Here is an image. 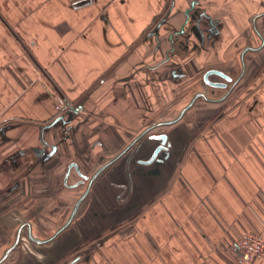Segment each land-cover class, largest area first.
I'll list each match as a JSON object with an SVG mask.
<instances>
[{
  "label": "crops",
  "instance_id": "0c3cea01",
  "mask_svg": "<svg viewBox=\"0 0 264 264\" xmlns=\"http://www.w3.org/2000/svg\"><path fill=\"white\" fill-rule=\"evenodd\" d=\"M191 1L174 0L172 12ZM71 2L0 0V244L14 239L21 222L35 223L43 213L41 202L54 189L56 172L46 169L53 158L35 161L17 154L38 146L41 128L50 147L72 140L73 149L86 144L83 155L90 159L92 175L144 128L177 118L194 94L188 78L177 83L164 75L166 45L154 56L156 41L148 38L171 0H89L79 7ZM199 3L222 23L223 37L212 56L192 49L178 53L180 67L192 79L224 61L234 64L239 45L228 55L226 45L239 32L257 46L248 18L264 14V0ZM258 29L264 37V17ZM244 85L241 101L233 100L215 119L206 118L220 105L200 101L177 123L191 140L170 177L162 168L161 177L145 185L136 175L133 193L126 197L130 166L124 161L125 168L115 171L121 170L118 185L126 186L124 194L118 201L109 195L103 199L99 185L93 188L85 234L51 246L24 242L7 263L19 258L18 264H233L236 242L244 234L264 235V48L249 52ZM62 99L80 108L70 123L80 132L71 135L63 125H48ZM77 159L82 157L70 158ZM163 178L164 184L158 183ZM10 212L18 217H5ZM69 254L75 256L64 263ZM253 264H264V254Z\"/></svg>",
  "mask_w": 264,
  "mask_h": 264
},
{
  "label": "flooded vegetation",
  "instance_id": "af4514ba",
  "mask_svg": "<svg viewBox=\"0 0 264 264\" xmlns=\"http://www.w3.org/2000/svg\"><path fill=\"white\" fill-rule=\"evenodd\" d=\"M191 2H196L194 4L195 5L194 11L190 12V14L199 21L197 23V28L195 27L192 28L191 30L185 29L184 32L185 38L182 39V36H179V39L181 41L178 42H180V45L179 47H176L175 45V49L173 52L169 51L168 42L165 44L166 48L164 49L163 52L164 58L161 63L166 65V69L168 71H166L164 75H166L167 78L169 77L170 81H175L177 83H182V81L185 78H188L187 79L188 89L189 88L191 89L196 85L200 86L201 89L198 87L199 89H197L194 92L189 102L196 94L199 93L205 94L210 99H214V100L222 99L218 103H211V102H206L203 98L200 97L195 101L192 108L198 102L203 100V102L206 104H217L223 106L222 108L223 111V109H226L227 106L231 104L233 100H235V98L241 97L240 96L241 92H243V90H245L246 88L245 85L243 86V80L247 70V56L250 52L247 48L259 47L260 45H262V40L260 38L261 37L264 38V37L261 31L258 29V22L262 17H264V14L262 12H256L251 16L250 19L248 18V25L250 24V27L252 28V33L259 40L257 46H250L247 43L246 33L239 32L237 38L236 37L232 38V40H230L229 43L226 45V52H225L227 55L231 54L234 44L236 43L239 45L238 47L235 48L236 51L235 63L233 64L231 61H224V65L222 64L217 67L215 66V67L205 68L203 69L200 77L192 79L193 77L192 74H190L189 70L187 68L183 69L184 67L181 68L182 66L178 63L177 60L178 53L184 52L188 49L190 50L192 49L196 52H200V53L202 52L205 55L212 56L211 52L213 51V49L216 47L217 44L222 42L223 25L219 20L214 18L213 15H211L201 7L199 0H192ZM166 14L167 11L163 14L162 17H164ZM171 19L172 18H168L167 23L164 24V29L170 26ZM183 21H184V16L182 15L180 24H177L176 26L177 30L179 29V26H181ZM166 34H168V32ZM164 42L165 41L163 39H159V43L157 41L155 42V47L153 48L154 56L157 55L159 49H161L162 43L164 44ZM263 48H264V44L262 47H260L259 51L263 50ZM226 54L223 55L227 56ZM172 63H174L175 65L173 66ZM235 67L236 70H238L237 72L234 71ZM175 70L176 71L179 70L184 75L180 77L172 75L171 72ZM209 71H217L220 72L221 74L211 73L208 75L207 77L208 81H207L204 79V75ZM189 77H190V82H189ZM208 82L222 83L225 84V87L214 88L210 86ZM212 90L214 92H218L216 94L219 95L209 94L208 91L210 92ZM238 101H241V99H238ZM79 111L80 108L73 107L71 106L70 103L66 102L64 107H62L59 111L55 112V116L53 117L52 120L48 122L49 123L48 125H56V124L63 125V128L66 127L64 131L68 133L71 132V135L73 132L76 131L80 132L78 126H70L73 115L78 113ZM217 116L218 114L216 115V117ZM153 126H155V124H152L148 128H144L140 132V134ZM160 127H166V126H160ZM155 129L157 128H154L153 130H150L146 133V136L143 139V141L146 140L145 143L139 142L127 150L129 145L132 143L131 141L123 150H121V152L116 154L111 159L114 160L112 164H110L107 168H105L102 171V173L99 175L100 178L98 179V183L96 185L91 186L89 191H87L88 182L90 178L94 176V174H96L106 163L104 165H101L99 169L95 171L92 175H89L88 169H90L89 167L91 166L90 159H88L87 155H83L84 149L86 148V144L81 142L78 148L77 146H75L73 149L70 148V146L72 147L73 145V140L69 144L67 143L68 145L64 144V142L63 143L61 142L59 144H62L61 147L62 151H59V144H54L50 147L43 140L42 128H41V135L37 140L38 146L25 148L23 150H20L17 154L25 155L26 153V155H29L30 157L35 156L36 157L35 161H37L38 159L47 161L48 159L53 158L52 165L49 168L47 167L46 169L48 171L56 172L54 176V184H55L54 189L51 192V196L45 198L41 202L43 213L37 214L35 223L32 224L31 222L28 221L21 222L20 225H16L15 227L16 229L14 230L15 232L14 239L9 243L5 242L3 244H0V250L2 251L1 257L13 245L17 237H19V242L17 246L13 248L10 254H12L14 251L19 250L24 242H28L30 244L36 245L37 247L51 246L67 236L70 235L78 236L79 234L81 235L85 234L84 232L85 229L84 222L86 218L85 213L87 212L88 206L92 200L91 194L93 192V188L99 185L98 187L100 189L102 198L106 197V195H109L112 196L117 201L120 200L121 196L124 194V191L126 190L125 185H124L125 186L124 190L120 188L121 191L120 190L119 192L114 191L116 184H118V179L121 171L120 169L125 168L123 163L124 161H126V165L130 166V168L126 166V168L128 167L127 169L129 170V175L126 176L125 179L127 187L129 188L128 189L129 194H127L126 197L128 195L131 196V194L133 193L132 188L134 185L133 184L134 183L133 180L135 179L134 177L138 175L140 170L142 169L144 170V168L146 169L145 165L138 164L137 161L142 160V158L147 159L149 157V154L148 155L145 154L144 151H146V149L151 147L153 141L149 140L147 137L152 135L150 133H152ZM63 140L64 141L67 140L66 136H63ZM46 148H48L49 150L46 151ZM142 149L143 151L139 155L138 152ZM75 155L76 157L79 158L82 157V159L70 160V158ZM66 159H68V161L65 163V165H62V162ZM111 160L109 162H111ZM131 167L134 168L131 169ZM117 168L120 169L118 170L117 173H115ZM142 179L145 181V185L147 183L150 184V181L152 180L151 177L148 178L146 177ZM164 182H165V178L158 180V183L164 184ZM76 190H79L76 197H71V195ZM103 199H101V201H103ZM150 200L151 198H149L146 201V203ZM5 217H12L16 219L18 216L16 215L15 212H10V213H6ZM80 223L81 225H78ZM7 229H9V227ZM7 229L6 231L8 232ZM35 233H39V237L35 236ZM48 239H51V241L44 244H36L35 242V240L44 241ZM79 247L80 246H78L77 248ZM74 250L75 248H72L71 251ZM19 261L20 260L18 259L17 264L19 263Z\"/></svg>",
  "mask_w": 264,
  "mask_h": 264
},
{
  "label": "water",
  "instance_id": "95a60500",
  "mask_svg": "<svg viewBox=\"0 0 264 264\" xmlns=\"http://www.w3.org/2000/svg\"><path fill=\"white\" fill-rule=\"evenodd\" d=\"M195 3L196 2H191L188 4V6L185 9L183 10L176 9L175 11L172 12L173 7H174V0H171V4H170L169 9L167 10V14L164 17H162L161 20L156 24L154 30L150 32V34L148 35L149 36L148 38H155V40L158 43H159V39H163L165 41L164 44L168 42L169 51L173 52L175 49V45L176 47H179L180 45V42H178V41H181L179 39V36H182V39L185 38V35H184L185 29L191 30L192 28H195V27L197 28V23L199 21L194 16H191L190 14V12L194 11ZM182 15L184 16V21L182 22L181 26H179V29L177 30L175 22L176 20L178 21L181 18L180 16ZM168 18H172L171 21L174 20L173 21L174 23L170 24L168 28L164 29V24L167 23ZM167 32L168 34H166ZM163 33L167 35L165 36V38L162 37ZM260 39L262 40V45H260L259 47H249L247 49L252 52L259 51L260 47H262L264 44V39L262 37ZM172 65L174 66L175 64L172 63ZM171 73L172 75H175L178 77L184 75L179 70L172 71ZM211 73L221 74L220 72H217V71H209L204 75V79L207 80L208 75ZM208 83L210 86L214 88H224L225 87V84H222V83H210V82ZM200 97L203 98L206 102H211V103H218L222 100V99H217V100L210 99L205 94H202V93L196 94L192 98V100L183 108V110L181 111V113L179 114L177 118L171 121L159 123L149 128L148 130L139 134V136L132 141V143L129 145L127 150L131 148L132 146L136 145L137 143L141 142L146 136V133L148 131L153 130L154 128H158L160 126L176 125L168 132L152 134L149 137H147L149 140L153 141V143L150 148L144 151L145 154L147 155L149 154V157L147 159L142 158V160L137 161L138 164L146 166V169L144 168V170L142 169L138 173L139 177H142V178L151 177L152 179L159 177V176L161 177L160 170L162 168L169 169V172H168L169 177L172 175L173 171L177 168L178 164L180 163V160L191 140L190 134L186 133L179 124L177 125V123L184 117L186 112L192 108L195 101ZM222 108L223 106H220L214 112H211L207 116L206 119L207 120L213 119L218 114V112L221 111ZM142 151L143 149L140 150L138 154L140 155ZM113 161L114 160H111V162H108L107 164H105L96 174H94V176L90 178L88 182L87 191H89L91 186L95 185L98 182V179L100 178L99 175L102 173V171L105 168H107L110 164H112ZM116 187L124 190L125 186L116 184ZM49 241H51V239L44 240V241L35 240L36 244H44V243H48ZM18 242H19V237L16 238L13 245L1 257L0 264H7L8 257L11 251L13 250V248L17 246ZM12 264H16V262Z\"/></svg>",
  "mask_w": 264,
  "mask_h": 264
},
{
  "label": "built area",
  "instance_id": "2783aa9c",
  "mask_svg": "<svg viewBox=\"0 0 264 264\" xmlns=\"http://www.w3.org/2000/svg\"><path fill=\"white\" fill-rule=\"evenodd\" d=\"M65 104V99H62L55 105V111H59ZM235 246L237 254L233 264H253L264 254V235L246 233L236 242Z\"/></svg>",
  "mask_w": 264,
  "mask_h": 264
},
{
  "label": "rangeland",
  "instance_id": "374dc122",
  "mask_svg": "<svg viewBox=\"0 0 264 264\" xmlns=\"http://www.w3.org/2000/svg\"><path fill=\"white\" fill-rule=\"evenodd\" d=\"M72 2H73V4H74V7H79V6H82V5H84L85 3H88L89 2V0H72ZM71 2V3H72ZM237 63V62H236ZM197 89L196 88H191L190 89V91H189V93H191V94H193L194 93V91H196ZM219 95V94H218ZM241 97H242V92H241V95H240ZM241 97H239V98H235V100L237 101L238 99H241ZM201 102H203V100L201 101ZM201 102H200V104H201ZM199 103V102H198ZM57 104V103H56ZM56 104H54V110H55V105ZM200 104L198 105L199 107H200ZM195 108V107H194ZM190 110H192V108L190 109ZM190 112H193V111H190ZM197 113V110H195L194 112H193V114H196ZM77 249H79V248H77ZM77 249H75L74 250V253H75V251H77ZM2 252V251H1ZM1 252H0V256H1ZM75 256V254H69L68 256H67V258L65 259V262L64 263H66L67 261L69 262V260L72 258V257H74ZM18 259L19 258H17V259H15L12 263H15L16 262V264H17V261H18ZM11 263V264H12Z\"/></svg>",
  "mask_w": 264,
  "mask_h": 264
},
{
  "label": "trees",
  "instance_id": "16d2710c",
  "mask_svg": "<svg viewBox=\"0 0 264 264\" xmlns=\"http://www.w3.org/2000/svg\"><path fill=\"white\" fill-rule=\"evenodd\" d=\"M237 103H239V102H237Z\"/></svg>",
  "mask_w": 264,
  "mask_h": 264
}]
</instances>
